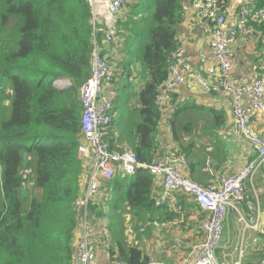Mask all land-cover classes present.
Returning <instances> with one entry per match:
<instances>
[{"label": "trees", "instance_id": "obj_1", "mask_svg": "<svg viewBox=\"0 0 264 264\" xmlns=\"http://www.w3.org/2000/svg\"><path fill=\"white\" fill-rule=\"evenodd\" d=\"M183 2L127 4L138 6V20L131 21L148 81L137 95L139 109L129 112L136 113L125 126L132 133L121 142L127 141L140 164L156 156L163 112L155 95L166 77L169 54L178 44ZM93 38L98 44L102 40L93 31L86 0H0V264H72L77 229L73 205L83 175L78 98L89 75ZM61 78L71 85L56 88L54 82ZM27 168L32 175L24 180L21 173ZM29 182L38 191L33 196H29ZM153 185V175L144 168L112 179L114 197L108 202L107 227V252L112 257L108 259L113 260L116 251L115 259L125 264L151 260L145 250L129 244L124 214L127 207L131 226L137 218L144 224L149 219L161 221ZM91 206L89 220L104 213ZM258 236L263 249L253 258L257 261L264 259V234Z\"/></svg>", "mask_w": 264, "mask_h": 264}, {"label": "built area", "instance_id": "obj_2", "mask_svg": "<svg viewBox=\"0 0 264 264\" xmlns=\"http://www.w3.org/2000/svg\"><path fill=\"white\" fill-rule=\"evenodd\" d=\"M225 2L226 0H199L197 3L198 18L211 29L210 47L217 66V78L214 83H208L202 78H197L196 82L203 92L220 94L230 99L233 123L241 138L254 150L255 159L246 163L237 173L214 176V160L207 156L203 172L210 180L206 185L188 177L187 161L180 152L155 156L148 164H140L131 148L118 145L112 130L113 101L116 98L110 87L115 71L108 55L100 53L98 41L93 38L89 75L79 89L78 98L81 106L78 154L82 160L81 180L85 182V192L73 205L77 229L81 234L75 240L72 264H125L115 258L96 261L95 247L90 242L93 224L89 220V208L99 193L102 182L113 179L117 174L132 176L137 168L148 170L154 178L161 181L163 195L155 201V206L166 205L168 212L177 215L171 222L174 226L183 223V208L176 200L178 194L185 195L203 213L204 219L200 224L202 238L187 249L185 264H225L223 261L217 262L214 257L230 212L237 213L244 231H259L261 204L252 181L264 163V137L258 135L252 125L256 120L264 119V71L255 81L244 85L233 84L229 80V74L233 63V42L238 37L251 38L254 34L260 36L252 25L264 24V9L240 6L237 10L238 22L228 26L222 12ZM86 3L93 31L102 34V44L110 46L115 43L118 39L116 17L125 0H86ZM187 71L189 66L182 57V48L178 43L169 54L166 77L159 83L155 95L157 107L162 112L171 105L172 91L184 83L183 73ZM55 84L59 89L71 85L64 80H58ZM21 175L27 180L32 175V169H24ZM247 186H251L250 190ZM246 198L251 202L248 213L242 205ZM125 210L124 217L129 225V209L126 207ZM92 219L94 222L98 221L94 217ZM169 223L149 219L139 227L138 234L143 233L147 227L166 228ZM101 226L102 234L105 235L106 226ZM243 257L241 247L235 264H240ZM257 262L264 264V259ZM148 264L161 263L150 260Z\"/></svg>", "mask_w": 264, "mask_h": 264}, {"label": "crops", "instance_id": "obj_3", "mask_svg": "<svg viewBox=\"0 0 264 264\" xmlns=\"http://www.w3.org/2000/svg\"><path fill=\"white\" fill-rule=\"evenodd\" d=\"M198 1L199 0H184L182 22L178 27L177 41L181 45L182 57L188 64L189 71L183 73L185 78L184 83L174 88L172 91L171 105H168L167 108L164 109V115L159 121L156 132L155 149L156 152L160 154L182 153L187 161L186 174L188 177L201 185H206L210 177L203 172V167L205 159L209 155L202 160L200 166H197V162L191 159L194 149L205 147L211 152L210 157L214 160V176L223 173H237L246 163L255 159L256 156L252 147L244 141L237 132L233 123L230 99L220 94L205 93L196 82L197 78H202L208 83H214L217 78V66L213 60V53L210 47L211 29L208 24L198 18ZM128 2L131 3L133 0H125L124 4L127 5L129 4ZM243 5L249 8L259 7L260 5L264 7V0H226L222 12L227 20L228 26H233L238 22L237 10ZM121 11L122 9L120 12ZM120 12L116 17L117 23L121 21ZM252 27L255 31L260 33V36L254 34L251 38L244 36L238 37L231 47L233 60L234 57L235 60L232 63L230 78L231 82L235 85L252 83L259 78L264 71V26L262 24L259 26L252 25ZM124 39L125 38L118 35L115 44L118 42L117 44L122 47ZM127 40L130 42L131 37H127ZM99 48L102 53L108 56L112 55L113 48L105 47L101 39L99 41ZM123 51H126V53L121 59L122 70L120 76L121 78H129L131 75L128 77V73L131 71L126 67L128 64L127 49H122V52ZM119 71L120 68L118 72ZM133 79L136 80V82L134 81V85H136L134 91L135 94L138 95L139 91L146 83V80L143 79V76H139L138 74H134ZM58 80L68 81V79L64 78ZM58 80L54 82L56 88H58V86L55 83ZM113 91L115 93V100H117L118 93L116 85L113 86ZM137 97L138 96L132 97L128 102L129 111L133 106L139 109ZM185 110L187 111L183 112ZM129 111L125 115L120 114L119 116H116L114 111V123L116 122V124L113 126L112 130L117 138L118 145L126 144L125 140L123 142H121V140L125 139L124 137L126 134L132 133L126 129L118 128L121 127L122 124L126 126L128 122L131 121L133 115L136 114H131ZM184 114L188 115L189 118L193 116L196 117L197 122L180 125V134H178L176 130H173V119L176 115L179 117ZM171 117L172 119L169 121ZM252 127L258 135L264 137V119L256 120ZM188 131H192L195 137H191L189 140L187 136L183 135V133ZM180 136L187 142L186 145H181ZM116 177L123 178L124 176L122 174H117ZM254 181L255 184L253 182L252 187L257 192L258 198L260 196V202L264 209V163L261 166V172L257 174ZM250 188L251 186H247L248 190H250ZM84 192L85 182L81 180L79 196H82ZM162 195V183L159 179L154 178L153 201H157ZM113 197L111 179L101 183L99 193L95 197L96 200L91 206V209L97 207V210L102 209L104 212L103 214L98 213L97 215L94 213L98 217L97 222H94L92 218L90 219L93 224L90 242L95 247L96 260L98 262H103L109 257H112V255L107 252V247L108 245L110 246L109 237L107 232L105 235L102 234L101 225H105L107 230L110 224L108 202ZM176 200L183 208V223L174 226L171 222L177 215L168 212L166 205H162L159 207V213L162 215V218L159 219H161V221L170 222L167 228L158 230L159 227H147L143 233L139 232V235H145L141 243V249L145 250V253L151 260H155L161 264H184L186 258H184L185 253L183 252L187 251L190 245L202 238L200 224L204 219L203 213L183 194H178ZM168 216L169 218L165 220ZM230 218L229 216L224 223V234L222 236V238H224L221 239L219 247L217 248L223 250L221 257L216 255L219 260H221L224 254L233 259L232 254L236 246L235 242L237 244L239 243L238 239L231 235L228 237L227 235L226 226ZM127 226V240L129 244H132L131 234H134V230L131 225ZM149 228H153L150 231L151 233L149 232ZM80 234V230L76 229L74 242ZM247 237V243L244 248L252 249L254 245L263 246V242L258 234L256 236L255 234H249ZM227 240H229L228 243H225ZM241 247L243 248L242 245H240V248ZM113 253L115 254L113 257L116 258V251H113ZM249 257L250 254H244L243 259H246V264H248Z\"/></svg>", "mask_w": 264, "mask_h": 264}, {"label": "rangeland", "instance_id": "obj_4", "mask_svg": "<svg viewBox=\"0 0 264 264\" xmlns=\"http://www.w3.org/2000/svg\"><path fill=\"white\" fill-rule=\"evenodd\" d=\"M183 4H184V2H183ZM128 5L124 4L122 11L120 12L121 13V21L119 22V24L117 23L118 35L122 38H125L123 40V46L120 47L117 44L118 42L116 44H112L110 46L105 45V47L113 48L112 49L113 50L112 55H110L108 57H109L112 65H113V69L115 71L114 79L112 81L110 88L113 91V86L116 85L117 86V93H118V99L113 101V104H114L113 114L115 111L116 116H119L120 114L125 115L126 113H128V111L130 109L128 107V102L130 101V99L132 97L137 96V94H135V91H134V89L136 88V85H134V81L136 82V80L133 79L134 74H138L139 76H143V79H145L146 82L148 81L146 72L143 70L142 64L139 60V54L137 53L138 51H136L137 48L139 47V44L137 43V40L135 39V37L133 35L136 33V30H137V29L135 30V27L133 26V22L134 21L136 22L138 20V19H136L137 17L135 16V13L137 12L138 6L133 8L134 6L130 5V8H128L127 7ZM131 18H133V19L135 18L134 21H131ZM131 36H132L131 41L129 43H127V37H131ZM122 49H127L128 64L126 65V67L128 69H130V71H131L130 72L131 77H129V78H126V77L121 78V76L119 75L121 73V70H122L120 67V62H121L123 55L126 53V51L122 52ZM234 60H235V57H234ZM129 63H131V64H129ZM119 68H120V71L118 72ZM116 71L118 72V74L116 73ZM230 75H231V72L229 74V80L231 81ZM137 99H138V97H137ZM7 103L8 102H5V104H7ZM137 109L138 108H135L133 106L129 112H136ZM186 111L187 110H185L183 112H186ZM171 119H172V117L169 118V121ZM169 121H168V123H169ZM195 122H197V118L194 116L192 118H189L188 115H186V114L180 115L179 117H178V115H176L173 119V130L174 131L176 130L178 132V134H180V132H179L180 131L179 130L180 125L182 126L186 123H195ZM117 127H118V125H117ZM118 128L119 129H125V125L122 124L121 127H118ZM183 135L187 136V138L189 140L191 139V137L192 138L195 137V136H193L192 131L185 132V133H183ZM179 139L181 141L180 142L181 145L187 144V142L182 138V136H180ZM123 145L128 146L127 141H126V144H123ZM210 153L211 152H209L205 147H201V148L199 147L198 149H194L192 156H191V159L197 162V166H200L202 163V160L207 155L211 156ZM168 154H171V153H168ZM155 155L160 156L163 154L155 152ZM260 172H261V168L259 169L257 174H259ZM257 174H256V176H257ZM256 176H255V178H256ZM255 178L252 181V183L254 182V184H255V181H254ZM32 186H33L32 182H29L27 185V187L29 188L28 191L29 192L31 191L29 196H33L34 194L38 193V191L32 189ZM245 195H247V192L245 193ZM259 201H260V196H259ZM260 204H261V202H260ZM242 205H243V208L245 209V211L247 213L250 212L251 202L247 198L244 200ZM260 212L261 213H260V221H259V231L254 232V233L251 230H245L244 231V225L242 222L239 221V217H238L236 212H230L229 213L228 217L230 216L231 218L229 219L228 225L226 226L227 235H228V237L231 235L232 237L238 239V242L240 244L238 243L239 244L238 245L235 242L236 246H235V249L233 250V254H232L233 259H231V257H229V256L226 257L228 260V264H232V261L234 260V258L239 254L240 245L243 246L244 254H246V253L250 254V257L248 258L249 259L248 262L257 264L256 260H254L253 258L257 257L259 252H261V250L263 249V246L254 245V248H252V249L244 248V246L247 243V239H248L247 236L249 234H255V236L259 233L264 234V209L262 208V204H261ZM141 221H142L141 219L137 218L132 222V229L134 230V234H131L132 245L136 248H139V249H141V247H142L141 243L144 240V236H145V235L143 236V235L138 234L139 225L144 224ZM234 226H235V229H234ZM152 229L153 228H149V232ZM164 229L165 228H159L158 230H164ZM237 229H238V231H237ZM242 232H243V234H242ZM148 240H150V239H148ZM129 241H130V239H129ZM228 241L229 240L225 241V243H228ZM222 252H223L222 249H217L215 255H217L218 257H221ZM183 253H185L184 258H186L187 252L184 251ZM167 263H169V262H167ZM246 263H247V261H246V259H244L243 264H246Z\"/></svg>", "mask_w": 264, "mask_h": 264}, {"label": "bare ground", "instance_id": "obj_5", "mask_svg": "<svg viewBox=\"0 0 264 264\" xmlns=\"http://www.w3.org/2000/svg\"><path fill=\"white\" fill-rule=\"evenodd\" d=\"M97 34H99V35H101L102 36V34L101 33H97ZM100 53H102V51L100 50ZM95 253H96V251H95ZM215 258V260L217 261V262H221V261H223L225 264H228V260H227V258L226 257H223V258H221V260H219L216 256L214 257ZM97 261V260H96ZM106 261V260H105ZM98 262V261H97ZM237 262V258H235V260L232 262V264H235ZM243 262H244V259H241L240 260V264H243ZM185 264V263H184ZM257 264H258V262H257Z\"/></svg>", "mask_w": 264, "mask_h": 264}, {"label": "water", "instance_id": "obj_6", "mask_svg": "<svg viewBox=\"0 0 264 264\" xmlns=\"http://www.w3.org/2000/svg\"><path fill=\"white\" fill-rule=\"evenodd\" d=\"M224 238V237H223ZM223 238H221V239H223Z\"/></svg>", "mask_w": 264, "mask_h": 264}]
</instances>
